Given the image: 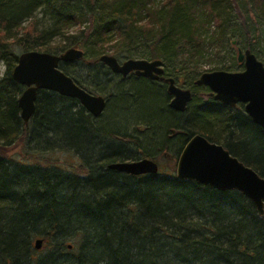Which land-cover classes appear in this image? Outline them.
I'll list each match as a JSON object with an SVG mask.
<instances>
[{
	"label": "trees",
	"instance_id": "1",
	"mask_svg": "<svg viewBox=\"0 0 264 264\" xmlns=\"http://www.w3.org/2000/svg\"><path fill=\"white\" fill-rule=\"evenodd\" d=\"M252 2L246 9L238 0H0V62L7 66L0 78V264H264V214L241 192L176 174L109 169L157 159L172 142L178 159L201 134L264 178V129L242 104L222 105L195 84L209 46L232 38L254 51L264 0ZM234 13L242 20L236 26ZM211 21L216 29L205 39ZM15 46L57 55L83 49L80 61L59 68L105 96V112L95 118L78 100L40 90L25 123L18 105L25 87L12 78ZM111 53L162 59L176 80L189 70L186 111L170 107L164 82L113 73L100 62ZM19 141L32 149L21 160L10 155ZM58 150L81 162L66 167L37 156Z\"/></svg>",
	"mask_w": 264,
	"mask_h": 264
},
{
	"label": "water",
	"instance_id": "2",
	"mask_svg": "<svg viewBox=\"0 0 264 264\" xmlns=\"http://www.w3.org/2000/svg\"><path fill=\"white\" fill-rule=\"evenodd\" d=\"M236 44V41L233 42ZM85 55L78 46L60 55L37 50L24 51L12 71V78L25 87L18 99L20 116L28 123L36 112L40 90L56 92L76 99L95 118L107 107V98L93 94L79 86L71 76L59 68L60 62L80 61ZM237 60L244 65L241 71L213 70L202 73L195 81L197 86H207L215 101L229 107L244 105L246 114L264 129V63L251 49H238ZM112 72L127 77L137 76L158 80L165 72L162 59L127 58L122 62L110 54L100 57ZM171 96L170 107L178 112L186 111L192 100V91L180 87L175 78L166 79ZM109 169L129 175H158L159 164L151 158L114 162ZM180 179L196 181L221 191L237 190L249 198L257 210L264 214V178L247 166L223 145L211 142L201 134L194 135L182 150L176 168ZM42 239L36 240L41 249Z\"/></svg>",
	"mask_w": 264,
	"mask_h": 264
},
{
	"label": "rangeland",
	"instance_id": "3",
	"mask_svg": "<svg viewBox=\"0 0 264 264\" xmlns=\"http://www.w3.org/2000/svg\"><path fill=\"white\" fill-rule=\"evenodd\" d=\"M238 2L240 3V5L243 3L244 8H246V9L247 8L250 9L251 6H253L252 0H238ZM232 6H234L235 10L238 9L236 6V3H232ZM235 10H234V12L238 13L237 10L236 11ZM244 12H245V9H244ZM235 13H234V15H231L230 18L232 19L231 24L236 26V24L239 25V23L242 22V20L240 21V18H238V16L236 18L237 14H235ZM256 20L253 19L252 23L250 22V24L251 25L255 24L257 22ZM211 22H212V24L210 25V27H206L205 29H202L203 30V37L205 39L212 36L213 30L216 29V27H215L216 25L214 24V21H211ZM237 28L240 29V27H237ZM259 28H260V30L256 31V34H254V32H253L254 37L256 39L255 43H253L254 44L253 46L255 48L253 52L264 63V24H261V26ZM241 31H242L241 34L243 35V33H245V32L243 30H241ZM233 40L234 39L229 38L228 41L226 43H224V46L222 48L218 47V46L217 47L215 46L216 48L214 46H209V48H207V59H206L207 61L204 60L201 63V71H202L201 74L206 72V71H211L212 69L215 70L218 67L222 68V67H226V66H233L234 68L233 67L232 68L235 69L236 71H241L244 69L243 64L239 63L237 60L238 48L240 46H239V44H237V41H236V44H234ZM217 49L221 51L219 56L215 55V52H217L216 51ZM14 51L18 55H20L22 52H24L22 47H20V46H15ZM110 55H113V54L111 53ZM133 58H142V57L134 56ZM122 60H124V59H122ZM238 65H240V67H238ZM237 68H238V70H237ZM6 70H7L6 64L4 62H0V78H2L5 75ZM222 70H224V69H222ZM187 72L184 74H181L177 80V84L182 88H189L188 83L191 79L192 74L191 73L188 74ZM150 138H151V136H150ZM176 145H177L176 143L172 142V144H171L172 151H168L171 154V156L169 158L162 156V154L159 156L157 155L158 156L157 159H158L160 166H161V169H160L161 173L162 172L168 173V174H175L176 173V171H175L176 158H175V155L173 154ZM27 150H29L28 152H31V150H32L31 144L28 143L27 141H24V142L19 141L17 143V145H15L10 150V155L12 157L19 158L21 160V159H24V155H25ZM32 153L34 155L36 154L34 151H32ZM37 156L40 158H44L46 160H49L50 162H53V163L65 165L66 167H71L72 164H79L81 162L80 158L78 156H76L75 154H73L71 152H67V151H63V150L47 152V153H39Z\"/></svg>",
	"mask_w": 264,
	"mask_h": 264
},
{
	"label": "flooded vegetation",
	"instance_id": "4",
	"mask_svg": "<svg viewBox=\"0 0 264 264\" xmlns=\"http://www.w3.org/2000/svg\"><path fill=\"white\" fill-rule=\"evenodd\" d=\"M125 60V59H124ZM119 61H123L122 59H120ZM165 68V67H164ZM114 73V72H113ZM116 75H119V76H121L122 78H128V77H130V76H133V75H135V76H137L135 73H131V74H129L127 77H123L121 74H117V73H115ZM138 77H140V76H138ZM168 77H171V76H166V74H165V72H164V74L158 79V80H154V81H161V82H164L165 84H167L166 83V79L168 78ZM145 78V77H144ZM174 78V77H173ZM147 79H149V78H147ZM151 80V79H150ZM176 80V79H175ZM153 81V80H152ZM176 82H177V80H176ZM169 94V93H168ZM170 101H171V99H170ZM240 105V104H239ZM244 106V105H243ZM236 107H238V105L236 106ZM245 110V109H244ZM162 156H164V157H167V158H169L170 156H171V154H170V152H168V151H163L162 152ZM179 159V158H178ZM178 159H176V163L178 162ZM158 164H159V167H160V169H161V166H160V163H159V161L157 160V159H154ZM176 166H177V164H176Z\"/></svg>",
	"mask_w": 264,
	"mask_h": 264
}]
</instances>
